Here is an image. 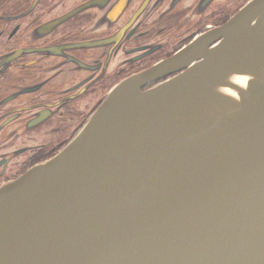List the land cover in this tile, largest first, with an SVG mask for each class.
Segmentation results:
<instances>
[{"label":"water","instance_id":"obj_1","mask_svg":"<svg viewBox=\"0 0 264 264\" xmlns=\"http://www.w3.org/2000/svg\"><path fill=\"white\" fill-rule=\"evenodd\" d=\"M0 264H264V0L121 80L1 186Z\"/></svg>","mask_w":264,"mask_h":264},{"label":"flooded vegetation","instance_id":"obj_2","mask_svg":"<svg viewBox=\"0 0 264 264\" xmlns=\"http://www.w3.org/2000/svg\"><path fill=\"white\" fill-rule=\"evenodd\" d=\"M250 1L0 0V187L55 156L121 80Z\"/></svg>","mask_w":264,"mask_h":264}]
</instances>
